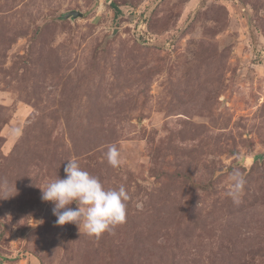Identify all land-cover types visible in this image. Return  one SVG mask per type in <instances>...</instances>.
I'll use <instances>...</instances> for the list:
<instances>
[{
	"label": "rangeland",
	"instance_id": "obj_1",
	"mask_svg": "<svg viewBox=\"0 0 264 264\" xmlns=\"http://www.w3.org/2000/svg\"><path fill=\"white\" fill-rule=\"evenodd\" d=\"M72 159L123 224H55ZM0 264H264V0H0Z\"/></svg>",
	"mask_w": 264,
	"mask_h": 264
},
{
	"label": "clouds",
	"instance_id": "obj_2",
	"mask_svg": "<svg viewBox=\"0 0 264 264\" xmlns=\"http://www.w3.org/2000/svg\"><path fill=\"white\" fill-rule=\"evenodd\" d=\"M109 166L117 168L121 163V154L115 145L109 146L105 153ZM66 177L57 178L42 189L41 199L52 202L53 215L57 217L55 224L63 226L67 223L82 224L89 236L99 237L105 231H111L126 221L127 202L130 199L125 187L106 189L101 181L83 170L75 159L68 160L64 168ZM231 187L227 195L234 204L241 203L245 178L238 170L230 174ZM77 205L76 209L67 207ZM142 208V204H137ZM63 209V211H61Z\"/></svg>",
	"mask_w": 264,
	"mask_h": 264
},
{
	"label": "water",
	"instance_id": "obj_3",
	"mask_svg": "<svg viewBox=\"0 0 264 264\" xmlns=\"http://www.w3.org/2000/svg\"><path fill=\"white\" fill-rule=\"evenodd\" d=\"M81 13L80 12H78V11H69L68 13H66L65 14V16H70V15H72V16H77V15H80Z\"/></svg>",
	"mask_w": 264,
	"mask_h": 264
},
{
	"label": "trees",
	"instance_id": "obj_4",
	"mask_svg": "<svg viewBox=\"0 0 264 264\" xmlns=\"http://www.w3.org/2000/svg\"><path fill=\"white\" fill-rule=\"evenodd\" d=\"M113 7H115V5H113ZM116 9V8H115ZM118 11V9H116Z\"/></svg>",
	"mask_w": 264,
	"mask_h": 264
}]
</instances>
